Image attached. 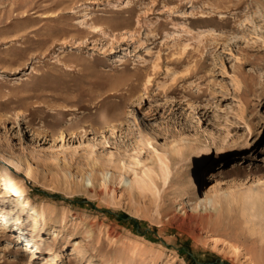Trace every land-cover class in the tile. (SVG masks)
Segmentation results:
<instances>
[{"label": "rangeland", "instance_id": "rangeland-1", "mask_svg": "<svg viewBox=\"0 0 264 264\" xmlns=\"http://www.w3.org/2000/svg\"><path fill=\"white\" fill-rule=\"evenodd\" d=\"M0 140L40 166L0 155L46 219L38 232L0 207V264H44L45 244L60 264H264L260 218L180 208L239 160L254 174L236 185L264 200V0H0ZM48 168L102 169L117 190Z\"/></svg>", "mask_w": 264, "mask_h": 264}, {"label": "bare ground", "instance_id": "bare-ground-1", "mask_svg": "<svg viewBox=\"0 0 264 264\" xmlns=\"http://www.w3.org/2000/svg\"><path fill=\"white\" fill-rule=\"evenodd\" d=\"M190 136V139L184 141L195 142V144H198L199 148L207 145L197 134H191ZM173 148L178 151L180 146L177 142H174ZM0 155L6 160H9L13 164L17 165L20 169H26L28 175H32L34 171L40 167L36 166L34 168L31 166L25 158V155L7 148V146L3 144L2 140H0ZM262 161H264V157ZM254 164L255 163L253 161L239 160L231 162L228 166H226V169L230 172L228 185L226 184L227 186H224L227 181L208 178L207 183L200 186V192H198L195 196L198 200L194 201L192 204L187 202L181 203L180 208L183 210L182 212L186 213L189 210H198V206L201 207V205H204V210L208 209L206 204L210 202L213 205L215 214L220 217L222 216L226 218L232 216L236 219H241L244 224L253 222L256 217L260 218L261 221H264V200L262 199V196H260L259 192L250 194L247 193L241 186L236 185V180L239 176L244 175L247 178H251L253 176L254 173L251 171ZM246 166L249 167V171L247 173H243L246 170ZM40 169H42V167ZM47 171L51 174L53 181H57L65 187H80L84 189L91 186L94 189L96 187L98 188L99 186H103L105 191L107 189V191H111V193H114L117 190L114 186L116 183L115 175L102 169L95 171L88 170L86 172H72L68 169L48 168ZM195 178V174L191 172L185 181L181 183L179 190L184 193H188L192 185L195 183ZM261 180H263L264 183V178ZM88 182L92 183L89 184ZM133 186L144 189L147 186V183L143 180L135 181ZM21 195H24L23 185L19 184L18 181L9 182L5 178L0 177V207L6 210L9 209L10 212L7 211V213H10L11 217H13V219L17 222H21L24 215L29 216L33 225L36 227L38 232H40L44 228L43 220H46L43 210L35 206H29L30 200L26 197L19 200ZM16 196H18V203L20 204V207L13 209L11 205L13 203L15 204L14 201L16 199L13 197ZM210 209L211 208H209V210ZM200 219L203 223L207 221H213L216 223L219 222V220H217L211 212L201 214ZM1 225H3V223H1ZM54 236H56V233ZM31 246L32 245H29V239H26L24 250H29L30 258L34 259L37 257L38 253L36 250H39L41 247L40 245L35 244L34 250H31ZM43 254L42 261L44 264H60L61 261L59 260V253L52 245L45 244L43 246Z\"/></svg>", "mask_w": 264, "mask_h": 264}]
</instances>
